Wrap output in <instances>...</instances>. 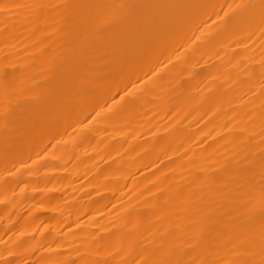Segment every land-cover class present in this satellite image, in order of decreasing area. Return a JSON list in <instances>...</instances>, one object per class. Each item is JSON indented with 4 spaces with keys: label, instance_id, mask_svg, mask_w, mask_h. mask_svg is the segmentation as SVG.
<instances>
[{
    "label": "bare ground",
    "instance_id": "obj_1",
    "mask_svg": "<svg viewBox=\"0 0 264 264\" xmlns=\"http://www.w3.org/2000/svg\"><path fill=\"white\" fill-rule=\"evenodd\" d=\"M0 264H264V0H0Z\"/></svg>",
    "mask_w": 264,
    "mask_h": 264
}]
</instances>
